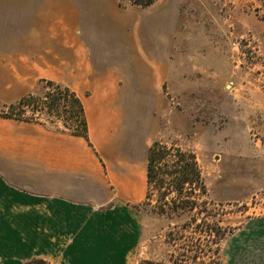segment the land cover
<instances>
[{
	"label": "crops",
	"instance_id": "obj_1",
	"mask_svg": "<svg viewBox=\"0 0 264 264\" xmlns=\"http://www.w3.org/2000/svg\"><path fill=\"white\" fill-rule=\"evenodd\" d=\"M178 7L0 0V105L61 84L88 139L0 117V264H129ZM242 230L264 243V218Z\"/></svg>",
	"mask_w": 264,
	"mask_h": 264
},
{
	"label": "rangeland",
	"instance_id": "obj_2",
	"mask_svg": "<svg viewBox=\"0 0 264 264\" xmlns=\"http://www.w3.org/2000/svg\"><path fill=\"white\" fill-rule=\"evenodd\" d=\"M116 1L134 7L131 0ZM178 10L150 145L173 142L196 155L206 193L195 209L203 212L168 219L149 208L138 211L139 239L129 264H170L196 254L194 264H264L262 240L237 247L246 243L247 223L264 218V0H179ZM45 92L40 83L34 95ZM50 126L62 128L61 121ZM216 222L225 231L218 245L204 232Z\"/></svg>",
	"mask_w": 264,
	"mask_h": 264
},
{
	"label": "trees",
	"instance_id": "obj_3",
	"mask_svg": "<svg viewBox=\"0 0 264 264\" xmlns=\"http://www.w3.org/2000/svg\"><path fill=\"white\" fill-rule=\"evenodd\" d=\"M156 1L131 0L129 5L145 8ZM119 6L126 5L119 2ZM41 84L46 89L41 98L28 94L16 103L2 105L11 112L0 113V117L40 123L55 132L78 136L88 141L84 109L76 94L69 88L51 81H41ZM26 109L31 111V117L23 116ZM13 112H18V115H13ZM43 114L45 118L40 120L38 117H42ZM58 121H61L62 128H51L50 125H55ZM146 161V192L144 200L134 205L137 211L149 208L156 215L166 216L168 219H180L194 210L195 217L203 212L195 207L200 196L206 193V186L197 157L192 151L183 149L173 142L168 145L155 140L148 148ZM153 196L156 197L154 205L151 204ZM206 216L211 215L205 214V218ZM195 220L193 215L189 218L190 222ZM182 229H184L183 225ZM204 232L214 237V245H218L225 236V231L218 227L217 222L212 228L206 227ZM182 238L183 236L180 235L172 241ZM217 251L218 248L214 249L215 254ZM183 254L181 256H184ZM198 257L197 254L190 258L185 256L184 259L171 257L170 264H190V262L194 264Z\"/></svg>",
	"mask_w": 264,
	"mask_h": 264
},
{
	"label": "built area",
	"instance_id": "obj_4",
	"mask_svg": "<svg viewBox=\"0 0 264 264\" xmlns=\"http://www.w3.org/2000/svg\"><path fill=\"white\" fill-rule=\"evenodd\" d=\"M235 45V44H234Z\"/></svg>",
	"mask_w": 264,
	"mask_h": 264
}]
</instances>
